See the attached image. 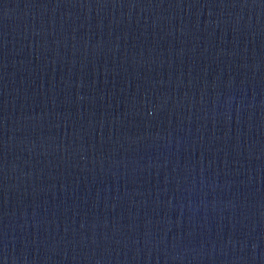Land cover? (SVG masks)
<instances>
[{"label":"water","instance_id":"95a60500","mask_svg":"<svg viewBox=\"0 0 264 264\" xmlns=\"http://www.w3.org/2000/svg\"><path fill=\"white\" fill-rule=\"evenodd\" d=\"M0 264H264V75L0 51Z\"/></svg>","mask_w":264,"mask_h":264}]
</instances>
